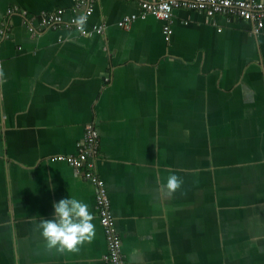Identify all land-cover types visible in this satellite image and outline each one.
Wrapping results in <instances>:
<instances>
[{"label": "crops", "instance_id": "crops-1", "mask_svg": "<svg viewBox=\"0 0 264 264\" xmlns=\"http://www.w3.org/2000/svg\"><path fill=\"white\" fill-rule=\"evenodd\" d=\"M76 1L0 0V264H105L94 186L55 158L89 122L128 264H264V27L176 7L166 40L152 14L119 25L136 0ZM58 8L87 33L29 31ZM68 196L89 204L95 235L49 249L36 224Z\"/></svg>", "mask_w": 264, "mask_h": 264}, {"label": "built area", "instance_id": "built-area-1", "mask_svg": "<svg viewBox=\"0 0 264 264\" xmlns=\"http://www.w3.org/2000/svg\"><path fill=\"white\" fill-rule=\"evenodd\" d=\"M139 4L140 12L130 14L119 21L121 27L127 28L137 17H145L152 14L162 20V33L166 40L172 33L171 21L172 11L176 7H185L202 11L209 16L222 14L227 19L238 17L254 22V32L259 33L264 27V5L256 0H136ZM77 3V4H76ZM73 6V11L79 9L80 1L77 0ZM92 5L87 4V12L90 13ZM16 11L15 7L7 9L8 13ZM25 14V11H22ZM78 16L72 15L69 19L64 18V9L58 8L55 11H43L39 14L38 24L32 23L33 18L27 20V27L32 33L39 32L43 28H57L64 26L74 28L82 34L87 31L79 28L75 23ZM7 27L0 29V40L7 37ZM102 27L94 25L92 31L100 32ZM75 154L57 155L56 159L64 160L75 168L82 170L85 179L89 180L95 189V204L97 208L99 222L104 230L107 254L105 264H128L121 249V239L115 229L114 217L111 210V202L104 180L99 176L96 169V158L99 155V134L93 122H89L84 127L82 138L76 143Z\"/></svg>", "mask_w": 264, "mask_h": 264}, {"label": "clouds", "instance_id": "clouds-1", "mask_svg": "<svg viewBox=\"0 0 264 264\" xmlns=\"http://www.w3.org/2000/svg\"><path fill=\"white\" fill-rule=\"evenodd\" d=\"M86 19L85 16L78 17L75 23L83 29ZM182 184L183 179L172 173L168 175L164 187L169 191H175ZM52 207V218H42L36 224L47 248L76 251L82 242L93 239L95 225L88 203L74 196H68L55 201Z\"/></svg>", "mask_w": 264, "mask_h": 264}]
</instances>
